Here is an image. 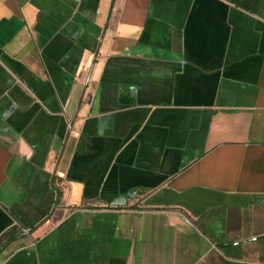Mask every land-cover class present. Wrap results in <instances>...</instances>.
<instances>
[{
    "label": "crops",
    "instance_id": "1",
    "mask_svg": "<svg viewBox=\"0 0 264 264\" xmlns=\"http://www.w3.org/2000/svg\"><path fill=\"white\" fill-rule=\"evenodd\" d=\"M0 264H264V0H0Z\"/></svg>",
    "mask_w": 264,
    "mask_h": 264
}]
</instances>
